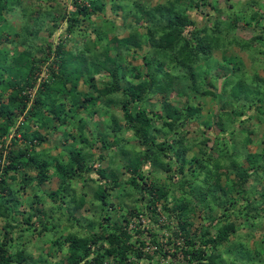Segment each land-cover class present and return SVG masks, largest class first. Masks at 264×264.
<instances>
[{"label":"trees","instance_id":"16d2710c","mask_svg":"<svg viewBox=\"0 0 264 264\" xmlns=\"http://www.w3.org/2000/svg\"><path fill=\"white\" fill-rule=\"evenodd\" d=\"M89 1V6L84 2L74 1V10L67 14L50 4L38 3L41 10H35L34 4L26 0H0V45L6 43L7 47L0 46V161L3 160L0 162V216L5 219L11 216L14 221L13 213L18 212L16 206L19 202L14 196L16 191L28 188L33 181L42 183L48 178V174H54L59 179L58 188L49 193L50 198H59V207H64L68 215L72 216L84 206L87 201L86 188L76 194L77 191L70 188V185L74 179L89 178L90 168L84 158L91 157L92 153L86 152L85 157L81 149L75 152L70 145L55 157L53 164L47 148L41 149L40 145L47 142L50 132L67 120L75 119L78 114L85 113L94 117L95 113L90 106L100 94L111 95L114 97L110 101L122 109L123 120L132 132V138L143 147L135 156L129 157L123 150L124 144L120 146L119 156L124 155L126 161L118 165L129 169L132 175L124 181L130 189L126 195L135 191L138 193L135 201L141 203L140 208L124 206V209H128L132 217L137 211L144 209L150 212L149 219L156 222V213L161 208L171 220L170 224L162 227L169 231L168 246H172L173 252L168 254L160 246L157 238L159 226L147 229L138 227L132 232L127 226L130 219L127 214L123 219L124 224L117 219L112 223L107 222V227L104 225L109 218L103 216L98 221L97 230L89 229L91 221H88L87 232L81 233L82 235L69 232L65 236L63 242L67 244V251L60 264H140L141 258L151 259L154 254L160 264H180L173 260L174 256L180 254L184 256L185 264H228L231 257V251L227 250L230 237H235V257L240 258L243 264L262 262L261 257H254L259 254L258 250L253 255L248 242L237 234L235 220L244 219L240 225L250 230V226L255 224L262 213L261 203L253 205L248 200L245 186L250 178L264 175L263 137L257 141L258 136L254 130L245 126L236 128V124L255 118L264 126V77L257 73L258 65L254 64L251 69L245 68L240 58H227L225 52L236 46L241 51H247L251 58L263 55L264 60V42L261 41L259 47H254L252 39L229 35L236 30L233 20L227 25L218 22L206 29L194 30L192 20H185L183 17L177 19L178 16L171 13L175 4L168 0L165 10L160 9L159 15L154 16L159 17L156 19V23L160 25L157 26V31L140 34L136 26L130 24L127 36L113 35L109 43L114 45L104 44L105 49L112 47L120 52H130L133 47L140 48L147 41L149 49L143 55V66L127 68L114 58H109L108 63L112 69L107 68L106 73L111 76V82L102 90L92 84L98 94L85 95L78 92L77 82L82 77L86 82L94 79L95 63L97 60L100 66V60L96 58L97 54L95 57L91 54L87 56L86 53L92 45L99 43L102 35L96 32L93 43H88L85 37L81 48L78 46V50H70L64 48L62 41L54 45L52 40L46 41L39 33L46 26V32L50 38L53 37L59 22L65 17L68 22L66 32L70 35L76 33L74 29L79 22V15L88 17L91 8L102 7L99 2ZM116 4L114 8H126L125 3ZM9 13L17 19V25L11 22ZM145 13L149 15L150 11ZM252 16L264 21V14L260 10L255 11ZM49 21L51 25L48 26ZM107 24L112 27L111 21ZM10 35H15L17 40L13 41L9 38ZM255 35V39L260 38V34ZM18 47L21 50L16 51ZM216 50H220L224 62H212V65L220 67L223 74L220 86L212 81L206 82L211 73L210 67L195 70L202 61L212 60ZM104 63L107 61L104 60ZM259 65L264 69V61ZM126 72L129 79L125 77ZM122 77L126 81H122ZM174 90L178 96L185 98L184 108L169 101L168 97ZM117 92L121 93L120 98H115ZM158 93L166 97L156 107L151 99ZM196 97H204L212 110L215 109L211 115V123L218 126V132L210 147L206 146L208 138L204 136V132L194 139L186 137L189 132L187 125L201 117L202 104ZM66 98L70 99L68 104L65 102ZM106 121L113 122L111 131L96 129L92 133L99 136L95 142L100 141L102 150L117 147L120 139L118 133L121 126L117 124V118L111 115ZM203 123L207 128L211 127L210 122L204 120ZM74 125L75 132L70 131V127H73L70 124L69 130L64 134L66 140L71 137L69 141L73 139V143L91 148L94 142L88 141L86 137V122L81 115ZM41 129H46L47 133L42 135ZM17 132L20 133L19 136L16 135ZM9 134L12 137L7 143ZM227 134L230 135L228 138ZM21 140L23 142L19 143ZM253 143L258 145L254 151L248 147ZM194 146L198 147L197 155L187 157V152ZM172 156L178 162L175 168L164 163L163 158L170 159ZM98 158L103 159V156L99 155ZM144 165L149 167L147 174L142 171ZM29 170H35V175H29ZM156 170L169 172L163 178L164 182L156 181ZM175 174L180 176L175 177ZM98 175L104 180L110 178L113 185L121 183L110 167L98 169ZM222 175L225 179L223 184L220 182ZM139 178L142 182H139ZM234 193H240L241 196L237 199L233 196ZM106 195L105 188H94L93 197L100 201L101 206L106 203ZM243 200L246 202L243 203ZM28 206V213L22 220L24 224L34 227L38 223L41 233L50 231L52 228L46 223L48 210L45 206L36 209L32 208V203ZM217 207L221 212L215 216L212 211ZM197 209L202 212V223L194 228L192 217ZM50 213L53 217V212ZM33 217L34 222L31 221ZM5 219L3 228L7 231L0 241V264H15L21 262L22 254L19 252L15 260L7 249L8 243L12 241V223ZM147 239L158 246L150 257L140 249ZM178 239L183 242L177 243ZM103 241H107L106 244ZM99 242V246L95 247ZM169 256L170 260L162 262ZM131 257L137 258V262L133 263Z\"/></svg>","mask_w":264,"mask_h":264},{"label":"rangeland","instance_id":"374dc122","mask_svg":"<svg viewBox=\"0 0 264 264\" xmlns=\"http://www.w3.org/2000/svg\"><path fill=\"white\" fill-rule=\"evenodd\" d=\"M31 2L34 4V8L40 9L41 7L38 5L40 3L41 5H52L55 6L61 13H67L69 14L72 10H74L75 6L73 4L74 1L84 2L88 6L90 5L89 0H26V2ZM95 2L101 3L102 7L101 9H90L88 17H84L83 14L79 15V22L76 24L77 26L74 29V32L70 35L69 32H66V26L68 25V22H66L65 18L62 19V21L59 22V26L55 29V34L53 37L50 38V35L47 33V27L45 26L42 29V32L40 31V35L46 38V41L52 40L54 45L57 42L62 41V43L65 44L64 48L66 49H72V48H81L83 46L84 38L86 37L88 40V43H93V40H96V32L102 35V39L98 40V44L92 45L90 47L89 52L86 53L87 56L90 54L97 57L99 62L97 63L96 60V70L95 75L93 76V80L84 81L83 77L79 79L77 82V90L81 94L85 95H93L96 96L98 94L97 91L93 89L92 84L95 85V87L99 90H102L106 84H109L111 82V76L106 73L107 68L110 70L112 69L111 64L108 63L109 58H114V60L118 63H122L125 66L132 67V66H143V55L146 54L148 51L149 43L146 41L144 42V45L142 43V46L140 48L133 47L131 51L129 52H120L119 49L115 48H104V44H109L112 46L113 43H109L113 35H117L119 37L127 36L130 32V24H133L132 26H136L137 32L140 34H146V33H152L154 31H157V26H160L159 23H156V19L158 16L160 9L165 10L164 6L168 2V0H94ZM175 4V8H173V11L171 13L174 14V16H178L177 19L184 18L185 20H192L193 25L192 29L194 30H202L206 29L207 27L213 26L214 24H218V22L222 25H227L229 22L233 20L234 23H236V30L229 33V35H236L239 38L250 40L252 39L254 41L253 46L259 47L261 45V41L264 42V21L258 20V17L255 19L253 13L255 11H259L264 14V0H171ZM116 3L126 4V8L120 9V8H114V5H117ZM147 10L150 11V16L145 13ZM9 17L12 23L18 24L17 19L14 18L13 14L9 13ZM140 16V17H139ZM8 17V16H7ZM263 18V17H262ZM109 21L112 22V27L107 24ZM165 23V21H163ZM48 26L51 25V22L47 24ZM263 25V26H262ZM262 26V27H261ZM103 29V30H102ZM47 31V32H46ZM103 31V33H102ZM69 33V34H68ZM105 33V35H104ZM5 34V33H4ZM255 34H260V38L255 39L254 36H257ZM83 35V36H82ZM9 38L13 39V41L17 40V37L15 35H10ZM5 39L3 38V41ZM5 42V41H4ZM38 44V42H37ZM3 48L6 47V43H3L0 45ZM264 46V44H263ZM11 48V45L9 46ZM21 50V47L16 48V51ZM119 52V53H118ZM121 56V57H120ZM222 53L220 50H216L213 52V59L202 61L200 64L196 66L195 70H201L206 69L207 67L211 68V73H209V76L207 78V81H212L213 84H216L217 86H220L221 84V77L222 73L220 71V67L218 65H212V62L214 60H217L218 63L224 64L222 62ZM225 56L227 58L231 57H238L240 58L243 63L244 67H250V69L255 66L254 64L258 65L256 68L257 73L264 77V69L259 65L260 62L263 63V55L259 56L256 59L251 58L248 55L247 51H241L238 47L234 46L228 51L225 52ZM104 60L107 61V63H104ZM221 61V62H219ZM229 66H231L229 64ZM209 68V69H210ZM94 70V68H92ZM128 72L125 73V77L129 79ZM218 76V77H217ZM122 81H126L124 77L121 78ZM121 81V82H122ZM121 84V83H120ZM125 82H123V85ZM182 84H185V82ZM190 95H193L190 91H188ZM121 93H116L115 98L121 97ZM114 96L111 95H99L97 101L91 105V110L95 114L94 117H89V114L80 113L77 115L75 119L72 120L66 118V122L61 126H59L57 129L53 130L48 134V140L47 142L40 145V148L43 147L47 148L50 156H52V163H55V157L61 153L64 152V150L72 145V150L77 152L78 150H82V155H85L86 152L92 153V156L89 158H84V161L86 162L87 166H89V173L90 176L84 177L83 179H74L71 181L70 188H75L78 192L82 190L83 188H86V198L87 201L85 202L84 206L81 207V209L78 212V215L75 216V212L72 216L68 215L66 210H60L59 206L56 204V202H59V198H50L49 193L55 191L59 186V179L54 174L50 175L48 174V180L49 182H45L46 184L40 183L37 184L36 181H33L32 184L26 188H20L16 191L15 197L18 199L19 202H17L16 210L18 212L13 213L14 221L12 220L11 216L6 217V219L11 221V236L12 241L8 243L7 249L9 253L15 258V260L18 258L17 254L21 252L22 254V260L21 262L15 263V264H58L61 263L63 258L65 257V253L67 251V244L63 242L64 236H67L69 232L76 233L78 235H82L83 233L87 232L86 224L88 221H91L90 228L92 230H97L99 228L98 221L101 217L106 216L109 219L106 220L104 227H107V222H113L114 220H122V224H124V216L127 214V218L129 219V224H127L128 229L130 231L134 232V229H137L138 227H144V228H152V227H160L159 235H162L163 233L168 234V239L166 241V245L168 248H172V246H168L170 235L169 231L162 227L165 224H170L171 220L168 218V215L160 210L158 213H156L158 216L157 221L153 222L149 219L150 212H146L144 209L140 210L141 212L137 211L134 216L132 217L128 209L127 211L124 209V206H129L128 208H140L141 203L136 202L135 199L138 196V193L135 191H131L130 195H126V192H130L127 187V184L124 182L127 178H129L131 175V172L129 169H126L123 167V165L119 166L118 164H123L126 161L125 156H119L121 150L120 146L121 144H124L125 153L129 157L135 156V153L139 152L143 149V147L140 145L139 141L132 138V132L129 130L128 126L125 124L123 117H122V109L118 104L113 103L110 101L111 98ZM166 96L158 93L157 95L153 96L151 99V102L154 106L159 107V103L165 98ZM198 98V97H196ZM195 98V99H196ZM169 101L172 102L174 105L179 106V108L185 107V98L178 96L176 91L172 92V95L168 97ZM65 101L68 104V101L70 99H67ZM187 100V97H186ZM200 103L202 104V110H201V117L198 120H194L192 123H189L187 125L188 133L186 134L187 139H194L197 135H202L204 132V136L208 138L207 141V147H210L213 142L214 138L218 132V126L214 123H211V115H213L214 110H212V106H210L209 103L206 102V99L204 97L198 98ZM91 103V102H88ZM217 104V103H216ZM98 112V113H96ZM79 115L82 116V118L86 122V133L88 141L94 142L91 148L84 147L83 145L79 143H73L72 140H68L71 137L66 138L64 137V134L69 130L68 127H70V124H73V127H70V131L73 133L75 132V125L76 119L79 118ZM113 115L118 120L117 124L121 126V130L118 133L119 144L117 147H114L110 150H102L100 148L101 144L100 141H96V138L99 136L93 135V131L96 129L104 131H111L112 127L114 126L113 122L108 123L106 120L108 117ZM74 116V115H73ZM68 117V116H67ZM20 118V117H19ZM18 118V119H19ZM23 120V117H22ZM210 122L211 127L207 128L203 121ZM54 123H57L56 120L53 121ZM17 125V124H16ZM245 126L249 129L254 130L256 133L255 135L258 136L256 140L258 141L261 137H263V148H264V126L260 125V122L253 118L248 119L244 123L239 124V122L236 124L237 127ZM41 131L46 132V129H41ZM47 133V132H46ZM19 132L16 133L17 136H19ZM43 135V133H42ZM75 136H77L75 134ZM230 135H226V138H228ZM255 136V137H256ZM78 137V136H77ZM122 138V139H121ZM109 140H112V138H108ZM161 139V136L159 137V140ZM123 141V142H122ZM23 142V140L19 141V143ZM21 146V145H17ZM87 146V145H86ZM16 146H10V148H13ZM250 150L254 151L256 148H258V145L255 143L248 146ZM90 149V150H89ZM197 146H194L191 150L187 152V157L191 156L192 154L197 155ZM99 155L103 156V159H99ZM217 157V156H216ZM170 159L163 158L165 161L164 163H168L170 165H173L172 168L177 167L178 162H175L174 156L169 157ZM63 161V159H62ZM264 163V162H263ZM118 165V166H117ZM111 168L114 172H116L117 180L121 182L119 185H113L112 180L108 178L107 180L101 179L98 175V169L101 168ZM187 167V165H186ZM145 174L148 173L149 167L148 165L143 166L142 170ZM155 172V171H154ZM29 175L34 176L36 171L35 170H29L27 172ZM168 171H161L156 170L155 178L157 182H164L163 178H165L166 175H168ZM180 176L179 174H175L176 176ZM86 176V175H83ZM224 176L222 175L220 177L221 184L224 183ZM85 182V183H84ZM139 182H142V180L139 178ZM150 182L149 180L147 181ZM144 183V181H143ZM105 188L106 197H105V204L103 206L100 205V201L96 200L93 197V191L94 188ZM245 189L248 192V200H250V203H253V205H256L258 203H261L262 213L259 217H257V221L253 226H250V230L247 227H243L240 225L244 219H236L235 223L237 225V234H240V236H243V241L248 242V246L250 249V252L254 255V251L259 252L258 255H254V257L262 258V262H258L256 264H264V175H262L259 178H250L248 180ZM234 197L237 199L241 196L240 193H234ZM233 197V198H234ZM30 198V199H29ZM246 200H243V203H245ZM29 203H32V208H41L44 207L48 210V213L46 215V223L49 228H52L50 230V233L48 231L40 232L41 226L38 223H35L34 227H29L22 221L28 213L29 210ZM171 204V203H170ZM44 205V206H43ZM160 205V204H159ZM65 206V205H63ZM52 208V209H49ZM56 207V208H55ZM160 207V206H159ZM53 212V217H51ZM220 210L217 208L213 209L212 214L217 216L220 214ZM254 214V211H252ZM139 214H142V218L144 221L138 220L137 217ZM202 212L197 209L195 215L192 217V221L194 223L193 227H198L202 223L201 218ZM9 215V214H8ZM25 216V217H24ZM10 218V219H8ZM233 218V215H232ZM4 217L0 216V241L3 238L4 232L7 231L4 230L3 226L5 224ZM5 219V220H6ZM35 217L31 219L32 222H34ZM18 223V224H16ZM139 224V225H138ZM3 228V229H2ZM143 229V228H141ZM59 234V237H55L56 234ZM251 232V236H250ZM82 233V234H81ZM248 234V236H246ZM247 237L249 239L247 240ZM235 237H230V244L227 248V250H230V260H228V264H240V258L237 259L235 249H233L234 246V239ZM234 239V240H233ZM182 240L178 239L177 243L180 244ZM107 241H103V244H106ZM183 242V241H182ZM56 244L58 246V252H56V255H52L53 246ZM100 242L95 245V247H98ZM52 247V251L49 250V247ZM105 247V245H104ZM49 250V252H48ZM63 251V252H62ZM224 250L221 252L223 253ZM143 253H146L148 257H150L151 254L148 251H143ZM91 256V255H90ZM154 254L151 259L141 258L139 260L140 264H160L157 261V258ZM226 256V255H224ZM155 257V258H154ZM154 258V259H153ZM153 259V260H152ZM167 259V258H166ZM165 259V260H166ZM170 259H167V261ZM131 261L133 263L137 262V258L131 257ZM240 261V262H239ZM166 263V261H164ZM243 264V262H241Z\"/></svg>","mask_w":264,"mask_h":264},{"label":"built area","instance_id":"2783aa9c","mask_svg":"<svg viewBox=\"0 0 264 264\" xmlns=\"http://www.w3.org/2000/svg\"><path fill=\"white\" fill-rule=\"evenodd\" d=\"M31 101H32V100H31ZM21 119H22V116H21ZM17 123H19V120H17ZM11 137H12V134H9L8 137L6 138V142H7V143L10 142ZM0 162L2 163L3 160H1ZM135 218H138V220L144 221V219L142 218V214H139V215H138L137 217H135ZM157 238H158V242L160 243V246L163 247V250H164L165 252H168V254H170L171 252H173V249L168 248L167 245H166V241H167V239H168V234H167V233H163L162 235H158ZM157 248H158L157 244L152 243L150 239H147V240H145V245H144V247H143V248H140V249H142V251H148V252H150L151 254H153V253L156 251ZM155 257L157 258V256H155ZM170 258H171L170 256L167 257V259H170ZM157 259H158V258H157ZM167 259L164 260V261L167 262ZM183 259H184V256H183L182 254H180L179 256L177 255V256H174V257H173V260H174L175 262L180 263V264H185ZM161 261H162V260H161ZM164 261H162V262H164ZM164 263H165V262H164Z\"/></svg>","mask_w":264,"mask_h":264},{"label":"crops","instance_id":"0c3cea01","mask_svg":"<svg viewBox=\"0 0 264 264\" xmlns=\"http://www.w3.org/2000/svg\"><path fill=\"white\" fill-rule=\"evenodd\" d=\"M42 133H45L44 131H42ZM45 182H49V180L48 179H46L45 181H43V183H42V185L43 184H46ZM57 198V197H56ZM56 204L58 205L59 203L58 202H56ZM56 208V207H55ZM61 208V209H60ZM59 209L60 210H65V208L64 207H59ZM80 210H77L76 212H75V216L76 215H78V212H79ZM48 233H50V231H48ZM61 233V232H60ZM59 232H58V234H56V236L55 237H59V234H60ZM64 238H65V236H64ZM58 246L56 245V244H54V246H53V251H52V247H51V245H50V247H49V250L50 251H52L51 253H52V255L53 256H55L56 255V252H58ZM49 250H48V252H49ZM63 252V251H62ZM65 255H66V253H65ZM58 264H60V263H58Z\"/></svg>","mask_w":264,"mask_h":264}]
</instances>
